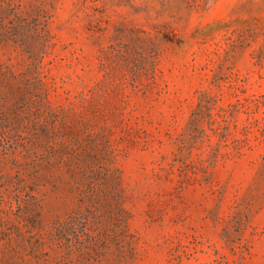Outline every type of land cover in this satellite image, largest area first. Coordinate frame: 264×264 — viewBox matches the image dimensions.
<instances>
[{
    "label": "rangeland",
    "instance_id": "rangeland-1",
    "mask_svg": "<svg viewBox=\"0 0 264 264\" xmlns=\"http://www.w3.org/2000/svg\"><path fill=\"white\" fill-rule=\"evenodd\" d=\"M43 2L0 36V264H264V0Z\"/></svg>",
    "mask_w": 264,
    "mask_h": 264
},
{
    "label": "trees",
    "instance_id": "trees-1",
    "mask_svg": "<svg viewBox=\"0 0 264 264\" xmlns=\"http://www.w3.org/2000/svg\"><path fill=\"white\" fill-rule=\"evenodd\" d=\"M45 25L43 2L24 10L21 0H0V36L29 48L31 54L36 53L35 46L44 43ZM2 68L0 64L3 73L17 75L7 65ZM35 105L34 100L26 97L7 105L0 103V150H10L23 141V127L30 113L37 110Z\"/></svg>",
    "mask_w": 264,
    "mask_h": 264
}]
</instances>
